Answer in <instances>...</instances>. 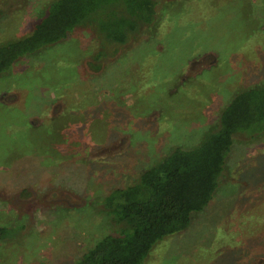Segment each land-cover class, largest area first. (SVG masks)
<instances>
[{"label": "rangeland", "instance_id": "obj_1", "mask_svg": "<svg viewBox=\"0 0 264 264\" xmlns=\"http://www.w3.org/2000/svg\"><path fill=\"white\" fill-rule=\"evenodd\" d=\"M45 1L0 0V42L28 34ZM158 2L160 22L115 59L93 62L77 29L0 78V264H74L117 234L112 190L264 83V0ZM143 264H264V136L236 139L212 202Z\"/></svg>", "mask_w": 264, "mask_h": 264}, {"label": "trees", "instance_id": "obj_2", "mask_svg": "<svg viewBox=\"0 0 264 264\" xmlns=\"http://www.w3.org/2000/svg\"><path fill=\"white\" fill-rule=\"evenodd\" d=\"M40 6L28 34L0 42V78L77 29L90 32L96 62L115 59L160 22L158 0H47ZM209 130L198 145L172 149L132 185L112 190L102 207L117 234L102 237L74 264H143L157 243L186 230L191 215L212 202L236 139L264 136V83L236 91ZM5 235L0 228V241Z\"/></svg>", "mask_w": 264, "mask_h": 264}]
</instances>
